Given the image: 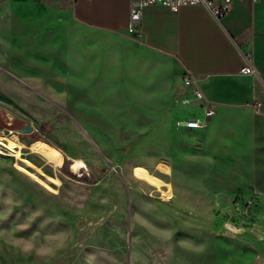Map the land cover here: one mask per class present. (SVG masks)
Masks as SVG:
<instances>
[{"label": "rangeland", "instance_id": "rangeland-1", "mask_svg": "<svg viewBox=\"0 0 264 264\" xmlns=\"http://www.w3.org/2000/svg\"><path fill=\"white\" fill-rule=\"evenodd\" d=\"M64 11L0 0V135L61 154H0V264H247L254 197L216 195L181 148L193 91L136 46L74 39Z\"/></svg>", "mask_w": 264, "mask_h": 264}, {"label": "crops", "instance_id": "crops-1", "mask_svg": "<svg viewBox=\"0 0 264 264\" xmlns=\"http://www.w3.org/2000/svg\"><path fill=\"white\" fill-rule=\"evenodd\" d=\"M54 1L64 3L62 14L74 39L84 36L109 50L136 46L164 61L177 80L186 74L199 79L215 114L205 117L198 109L203 101L191 96L190 105L196 106L191 115L204 125L189 129L194 141H183L181 148L186 154L194 148L197 163L218 173L209 177L216 195H244L247 202L254 197L259 219L247 224L243 240L247 264H264V0L236 1L221 19L203 5L178 10L149 5L135 35L129 32L131 0ZM249 55L258 74L241 73ZM256 102L261 103L258 111Z\"/></svg>", "mask_w": 264, "mask_h": 264}, {"label": "built area", "instance_id": "built-area-1", "mask_svg": "<svg viewBox=\"0 0 264 264\" xmlns=\"http://www.w3.org/2000/svg\"><path fill=\"white\" fill-rule=\"evenodd\" d=\"M236 1H249L254 2L257 0H131V10H130V22H129V32L135 33V26L142 19L143 8L149 5H167L173 10H178L180 7L185 5H203L207 7L212 15L216 19H221L224 17L231 9L232 5ZM242 74H258V70L253 63L252 57L248 56V64L241 69ZM183 82L185 86L189 87L196 99L202 100L201 109L204 112L205 117H210L215 114V109L212 106L211 100H209L200 85L199 79L192 74H186L183 76ZM261 103L256 102L253 104V108L258 111L260 110ZM184 125L189 129H198L204 125V121L199 118H188L184 122Z\"/></svg>", "mask_w": 264, "mask_h": 264}, {"label": "bare ground", "instance_id": "bare-ground-1", "mask_svg": "<svg viewBox=\"0 0 264 264\" xmlns=\"http://www.w3.org/2000/svg\"><path fill=\"white\" fill-rule=\"evenodd\" d=\"M23 149H29L33 153L42 156L47 160V162H51L56 165L60 161V152L41 139L32 140L28 143V141H24L17 133L0 135V154H5L6 152L17 156L23 151ZM147 172L149 175H152L148 170ZM152 176L157 181H163L154 175ZM164 194L166 195V193Z\"/></svg>", "mask_w": 264, "mask_h": 264}, {"label": "water", "instance_id": "water-1", "mask_svg": "<svg viewBox=\"0 0 264 264\" xmlns=\"http://www.w3.org/2000/svg\"><path fill=\"white\" fill-rule=\"evenodd\" d=\"M33 130H34V128L32 125H27L26 127L21 129V131H23V132H31Z\"/></svg>", "mask_w": 264, "mask_h": 264}]
</instances>
